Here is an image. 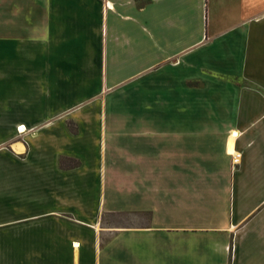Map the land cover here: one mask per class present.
Listing matches in <instances>:
<instances>
[{"label":"crops","instance_id":"1","mask_svg":"<svg viewBox=\"0 0 264 264\" xmlns=\"http://www.w3.org/2000/svg\"><path fill=\"white\" fill-rule=\"evenodd\" d=\"M20 69L0 264H264V0H0Z\"/></svg>","mask_w":264,"mask_h":264},{"label":"rangeland","instance_id":"2","mask_svg":"<svg viewBox=\"0 0 264 264\" xmlns=\"http://www.w3.org/2000/svg\"><path fill=\"white\" fill-rule=\"evenodd\" d=\"M18 67L24 69L27 67V63L19 61ZM20 72L14 74L13 78L10 76L9 78H4L0 80V99L7 100L10 98L12 100V96L15 95V91L13 88L15 86L28 85V74ZM150 215L149 214H129V215H106L103 217V223L105 226H121V225H147L150 223ZM151 254H148L150 256Z\"/></svg>","mask_w":264,"mask_h":264},{"label":"trees","instance_id":"3","mask_svg":"<svg viewBox=\"0 0 264 264\" xmlns=\"http://www.w3.org/2000/svg\"><path fill=\"white\" fill-rule=\"evenodd\" d=\"M64 163V162H63ZM65 164V163H64ZM76 164V162L75 163H73V165H75ZM66 165V164H65Z\"/></svg>","mask_w":264,"mask_h":264},{"label":"bare ground","instance_id":"4","mask_svg":"<svg viewBox=\"0 0 264 264\" xmlns=\"http://www.w3.org/2000/svg\"><path fill=\"white\" fill-rule=\"evenodd\" d=\"M23 126L21 127V130H22Z\"/></svg>","mask_w":264,"mask_h":264}]
</instances>
